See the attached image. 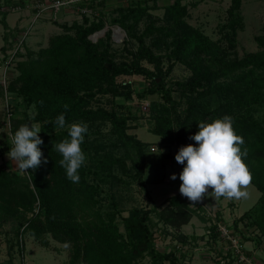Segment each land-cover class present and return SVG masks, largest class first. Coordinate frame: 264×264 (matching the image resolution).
<instances>
[{"label": "trees", "instance_id": "trees-1", "mask_svg": "<svg viewBox=\"0 0 264 264\" xmlns=\"http://www.w3.org/2000/svg\"><path fill=\"white\" fill-rule=\"evenodd\" d=\"M100 1L104 5L105 0ZM156 3L154 0L150 6L144 0L136 6L122 7L119 16L112 19V23L127 31L126 44L132 39L137 41L136 48L126 47L131 60H115L111 28L97 42L91 41L89 36L103 29L106 21L103 16L92 20L84 15L82 22L62 24L65 32L52 35L47 47L18 53L22 58L16 62V76L10 78L6 88L0 84V97L5 96V91L10 94L11 134L14 136L23 124L37 123L43 139L39 147L48 161L35 170L29 169L28 174L0 162V228L15 223L14 244L21 252L24 234L28 232L47 248L50 237L69 244V264H182L175 251L156 247L154 229L162 223L164 234L170 229L179 232L194 215L208 221L203 206L191 205L178 193L161 205L134 206L127 215H122L113 195L110 208H102L103 184L128 185L132 180L149 193L144 176L152 142L128 131L137 127L130 121L141 116L125 113L121 108L94 105L98 95L108 94L123 99L122 103L131 102L135 88L128 83L119 86L117 77L134 74L149 79L139 92L140 100L158 97L150 98L148 117L152 121L150 131L168 149L162 151L163 159L175 157L181 146L196 144L189 137L199 130L198 122H211L224 115L233 118L236 133L244 139L241 149H247L245 163L252 173V184L261 192L257 203L233 226L245 232L246 240L259 244L264 240V34L256 36L259 50L239 57L238 32L245 29L243 0H230L218 40L187 21L190 6L184 0L166 5L162 19L148 14L150 9L159 7ZM24 4L23 0H4L0 9L3 5ZM197 5L198 2L192 3ZM9 12L2 11L0 18L5 28L1 51L6 57L7 45L16 35L15 28L12 30L7 22ZM146 15L150 19L138 32L137 24ZM161 48L167 52L156 50ZM166 59L172 61L167 70L163 68ZM143 61L153 64L154 69ZM175 62L186 65L191 73L172 82L167 75ZM113 104L119 105L114 101ZM31 107L34 116L28 112ZM61 113L67 125L81 121L88 125L81 145L86 162L78 170V183L67 178L66 170L59 164L62 156L53 149V144L68 138L67 128L60 129L55 124ZM102 125L109 129L103 132ZM240 222L257 233L240 229ZM212 228L215 230L216 226ZM178 238L188 239L181 234Z\"/></svg>", "mask_w": 264, "mask_h": 264}, {"label": "rangeland", "instance_id": "rangeland-1", "mask_svg": "<svg viewBox=\"0 0 264 264\" xmlns=\"http://www.w3.org/2000/svg\"><path fill=\"white\" fill-rule=\"evenodd\" d=\"M31 0H27L25 2L26 4H29L32 6ZM144 0H105L104 5L99 4L98 7L103 8L102 16L106 21L105 26V32L103 29L98 31L97 34H99L98 37H104V34L107 32L108 29H118L119 35L116 34V36L113 37V50L115 51V60L117 62H120L122 60H131V55L127 52V48H136L137 47V41L135 39H132L129 41V44H126L128 38L127 31L123 29L118 24L112 23V19L119 16V9L122 7H128V6H136L137 2ZM147 3L151 6L154 4V0H146ZM0 2H4V0H0ZM99 2H101L99 0ZM156 4L159 6L158 8H153L149 10L151 18H160L162 19L164 16V7L168 4H171L174 2V0H156ZM184 2L188 3L190 6V13L187 17V21L203 30L206 34H208L213 40H218L221 37V25L226 22L227 20V9L230 5V0H184ZM198 2L197 6H192V3ZM9 6L3 5L1 7L0 11V18L2 17L3 13L2 11L7 10ZM29 12L30 21H24L21 24L24 25L23 28H27L31 25V22L34 20V13L31 9H28L27 13ZM101 13V12H99ZM242 13L245 17V29L240 30L238 32V44H237V53L236 55L239 57H242L247 52H253L259 50V45L256 41V36L264 34V0H243V6H242ZM56 15H52L49 10H47V13L45 16H42L40 19H38L32 27V31L29 35V37L26 39V51L27 48L31 49L32 51H38L42 47H47L49 45V39L52 35L60 34L65 32V29L62 27V24H72L73 21L77 20L79 22L83 21V16L78 13L74 12H68L66 10H63L59 15L54 17ZM17 17V13L11 12L7 16V21H10L11 24H14ZM52 17V18H51ZM54 17V18H53ZM91 18V17H90ZM56 19V20H55ZM92 19V18H91ZM149 16L146 15L142 21H140L137 24L136 29L138 32H141L144 28L145 24L149 21ZM130 22H133V19H130ZM119 27H121L119 29ZM21 28L15 26L16 34ZM13 30V29H12ZM4 34H5V28L3 24L0 22V84L3 85L4 88L9 83L10 78H13L16 76V62L18 60H21V58L16 59L13 64L8 66V68H5L4 60L1 56L2 51L1 47L5 44L4 41ZM14 38H17V35H15ZM172 36L168 37V40H171ZM148 42H150V39H147ZM127 47V48H126ZM158 52L165 53L167 52L165 49H156ZM142 64L147 66L148 68L154 69L153 64H149L146 61H143ZM172 64V61H168V59L165 60L163 63V68L167 70L168 67ZM6 69V70H5ZM191 71L190 69L180 63L175 62L173 63V69L171 72L167 75L168 80L175 82L177 80H183L187 78L190 75ZM117 83L119 86L123 87L125 84H131L135 88V98L131 102H124L122 103L123 99L120 98H114L112 95H98L97 99L94 101V105H104L108 108H115L117 110H121L125 113L133 112L138 114V116H141L139 120H131V124L137 123L136 128H131L128 131L130 133L136 134L140 139L146 142H153L152 145L157 147L158 149H161L162 151H167V147L163 146L161 143H159L158 140L159 136L152 133L151 126L152 121L148 117L150 106H148V110H144V105L146 102L150 104V98H158L156 96L148 97V99L140 100L139 99V92L143 91V89L149 84V79L141 74H134V75H120L117 77ZM10 94L5 91V96L0 97V124H3V126L0 128V162H13L15 169L16 164L14 161L9 160L7 153L10 150L11 143H12V134L11 130L9 129V121L11 119V116H9L10 110L12 108L10 103ZM16 100V99H15ZM114 102H118L119 105L113 104ZM185 106V104H184ZM24 107H20V110H22ZM19 110V111H20ZM147 111V112H145ZM28 112L31 116L35 115V110L33 107L28 109ZM146 113V114H145ZM17 116H20L19 114ZM34 123V122H29ZM37 124V123H35ZM38 125V124H37ZM109 129V126L102 125L101 130L103 132H106V130ZM96 135V134H93ZM97 138H99V135H96ZM156 150L158 151V149ZM183 165L176 162L175 159L167 161L166 159L162 158V152L160 154L152 153L150 150L147 154V169L145 173V180H146V186L148 188V192L144 190L138 182L130 180V184H116L113 187H111L109 184H103L102 187L104 189V193H102L101 200H102V208L103 210H108L110 208V201L111 197L114 196L119 204V208L123 211L122 215H127L128 211L133 208L134 206H146L151 207L154 205L162 204L163 201L168 198L169 196L175 195L177 191H179V185L181 181L179 180V173L182 171ZM175 173L177 176L176 180H172L170 177L171 175ZM164 175H167V178H164ZM250 196L248 199H241L239 201L237 200H227L223 197L219 200H214L212 197L207 196L202 202L204 204H207V206H213L215 207V204H229L228 207L236 206L235 208V214L239 215L243 212L249 210L257 201L259 200L261 196V192L258 190V188L251 183V186L248 189ZM151 197V198H150ZM218 206V205H217ZM217 208V207H216ZM219 208V206H218ZM217 208V209H218ZM233 209V208H232ZM221 210V209H219ZM227 216V215H226ZM192 226L189 227V232L196 233L197 241L201 242L204 238L203 232L205 231L206 226L208 225V221H202L200 217L197 215H194L192 218ZM227 224V223H226ZM231 224V223H230ZM229 224V225H230ZM162 223L157 226L154 230L158 234H164ZM187 228V229H188ZM243 230L248 231H254V228H247L245 224L243 223L241 227ZM121 229H123V226H121ZM158 229V230H157ZM162 229V230H161ZM186 230V229H184ZM187 231V230H186ZM178 233V232H177ZM14 236H11V234L8 235H2L3 241L12 239L8 238ZM8 238V239H7ZM16 241V240H15ZM24 241L26 243L27 252L26 257L29 259L30 256H33L32 258L39 262L40 264H68L67 259L69 258V244H62L58 241L53 240V238L50 237V244L51 248L43 247L41 246L35 239L32 237L28 232L24 234ZM14 242V239H13ZM160 242V241H159ZM161 243V242H160ZM247 248H252L251 242L246 243ZM18 256L20 260L23 259V253L20 251V248L16 246ZM258 257L264 259V251L260 250L257 251L256 254ZM203 258V259H202ZM193 259V261H192ZM191 259V264H214L215 262L207 259L205 257H202L200 254H195L193 258ZM168 264V262H167ZM217 264V263H215Z\"/></svg>", "mask_w": 264, "mask_h": 264}, {"label": "clouds", "instance_id": "clouds-1", "mask_svg": "<svg viewBox=\"0 0 264 264\" xmlns=\"http://www.w3.org/2000/svg\"><path fill=\"white\" fill-rule=\"evenodd\" d=\"M64 108L67 110L68 105L65 104ZM55 124L60 129L67 128L68 138L53 144V149L62 156L59 164L66 170L67 178L78 183V170L86 162V154L81 145L88 132V125L82 121L67 125L63 113L56 118ZM198 129L189 137L196 144L181 146L175 155L176 162L183 165L179 173L181 196L187 198L191 205L200 204L207 196L214 200L222 197L237 201L248 199L253 177L245 163L247 149H241L244 139L236 133L233 118L224 115L211 122L200 121ZM40 132L39 125L35 123L23 124L12 137L7 156L15 162L22 174L29 169H37L42 162H48L39 147L43 144ZM161 152V149L152 151L156 154ZM170 178L176 180L177 176L173 173Z\"/></svg>", "mask_w": 264, "mask_h": 264}, {"label": "built area", "instance_id": "built-area-1", "mask_svg": "<svg viewBox=\"0 0 264 264\" xmlns=\"http://www.w3.org/2000/svg\"><path fill=\"white\" fill-rule=\"evenodd\" d=\"M26 2V1H25ZM32 6L29 4L9 6L7 11L21 12L23 10L31 9L34 15V20L31 25L27 28H21L17 32V38H11L10 44H8L7 57L3 53L1 54L4 60V66L7 69L8 66L13 64L18 57V53H26V39L29 37L33 24L45 16L47 10L52 15H59L63 10L68 12H74L81 14V16L91 17L97 19L102 16L103 8L98 7L99 0H31ZM101 12V13H99ZM54 16V17H56ZM53 17V18H54ZM52 18V17H51ZM56 20V19H55ZM121 27H119L120 29ZM105 27L103 31L105 32ZM100 31V30H98ZM98 31L92 33L89 38L93 42H97L100 38L94 39L93 36ZM120 32L118 29L112 30V39L116 34ZM106 34V33H105ZM104 34V36H105ZM121 34V33H120ZM5 69V70H6ZM149 103L146 102L144 110H148ZM147 112V111H145ZM11 113H9V116ZM9 129L11 130V124L8 123ZM13 137V136H12ZM152 150H156V147L152 146ZM28 174V172L23 173ZM203 206V214L208 219V225L203 232L201 242L197 239L189 238L186 241L176 237L177 231L170 229L168 234H158L155 232L156 247L164 251H175L179 261L182 264H190L191 259L195 254H200L202 257L210 259L218 264H259L255 257L250 256L246 252V238L238 229L233 226V223L226 224L220 216V208L214 206H207L203 202L200 203ZM38 211V206L36 207ZM212 226H216L213 230ZM255 232V231H253ZM249 231V233L253 234ZM249 235V234H248ZM161 243H160V242Z\"/></svg>", "mask_w": 264, "mask_h": 264}, {"label": "crops", "instance_id": "crops-1", "mask_svg": "<svg viewBox=\"0 0 264 264\" xmlns=\"http://www.w3.org/2000/svg\"><path fill=\"white\" fill-rule=\"evenodd\" d=\"M23 1H27V0H23ZM27 11L28 10H23L21 12H14V13H17V17H16V20H15L14 24H11L10 21H7L8 24H9V27L11 29L15 28V26H17L19 28L24 27V25H22L21 23L24 22V21H28L29 22L30 19H31L30 16H29V12L27 13ZM9 14H10V12L8 13V15ZM151 146H154V145H151ZM151 151H153V150H151ZM173 159H175V157H173L171 159H167V161L173 160ZM6 164L8 165L9 168L15 169V166H14L13 162H6ZM146 169H147V165H146ZM164 178H167V175H164ZM178 193H180V192L177 191L176 194H178ZM217 205L221 209L220 210V216L222 217L223 221L225 223H227V224L235 223L234 221L236 219H238L244 213L243 212L242 214H239V215L235 214V208H236L237 204H236V206H232L231 205V207H228L229 204H215V207H218ZM213 206H214V204H213ZM201 220L204 221L203 219H201ZM192 222L193 221L191 219V221L188 224L183 225L182 228L179 230V232L176 233V234H178L176 236L178 237L179 234H181L183 237H187L188 239L189 238L195 239V237L197 238L195 232H193V233L189 232L190 230H189L188 226L191 227L192 224H193ZM242 224H243V222H240L239 227H241ZM13 226H15V223L10 222V223H7V224L3 225V227L0 228V231H1V233H0V264H40L39 262L36 261L37 260L36 258H35V260L32 258L33 256H30L29 259H27V257H26V252H27L26 243H24V250L22 251L23 256H25V257H23V259L20 260V258L18 256L17 249H16L17 245L14 244L16 241H15L14 232L12 231ZM184 229H186L187 231L184 230ZM240 229H242V228H240ZM242 233L245 234V232H242ZM255 233H257V231L253 232L252 235H254ZM8 234H11V236H14V238H13L14 242H13L12 237H8V238L12 239V241H10V240L3 241L2 235L6 236ZM247 242H249V243L251 242V244H252V248L251 247L250 248L246 247L247 254L250 255V256L255 257L259 264H264V259L258 257L257 255H255L257 251H260V250L264 251V240L260 244L257 243L255 240H247ZM48 248L49 249L51 248V244H50V247H48ZM192 261H193V259H192ZM67 263H68V259H67Z\"/></svg>", "mask_w": 264, "mask_h": 264}, {"label": "bare ground", "instance_id": "bare-ground-1", "mask_svg": "<svg viewBox=\"0 0 264 264\" xmlns=\"http://www.w3.org/2000/svg\"><path fill=\"white\" fill-rule=\"evenodd\" d=\"M100 34V33H99ZM99 34L94 35L93 37L96 38ZM119 35V34H118Z\"/></svg>", "mask_w": 264, "mask_h": 264}, {"label": "water", "instance_id": "water-1", "mask_svg": "<svg viewBox=\"0 0 264 264\" xmlns=\"http://www.w3.org/2000/svg\"><path fill=\"white\" fill-rule=\"evenodd\" d=\"M109 68H111V67L109 66Z\"/></svg>", "mask_w": 264, "mask_h": 264}]
</instances>
